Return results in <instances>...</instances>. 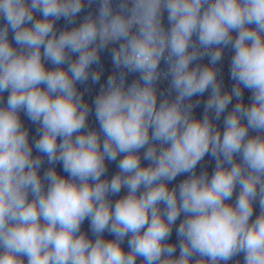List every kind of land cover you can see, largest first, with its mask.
Wrapping results in <instances>:
<instances>
[{
    "label": "clouds",
    "instance_id": "9594fccd",
    "mask_svg": "<svg viewBox=\"0 0 264 264\" xmlns=\"http://www.w3.org/2000/svg\"><path fill=\"white\" fill-rule=\"evenodd\" d=\"M226 49L230 89L216 67ZM105 51L113 71L101 83ZM89 81L91 105L78 89ZM208 90L198 118L193 98ZM206 155L210 178L196 172ZM241 256L264 264V0H0V264Z\"/></svg>",
    "mask_w": 264,
    "mask_h": 264
}]
</instances>
